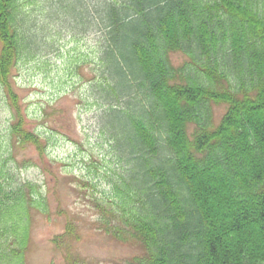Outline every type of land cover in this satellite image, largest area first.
<instances>
[{
	"label": "trees",
	"instance_id": "16d2710c",
	"mask_svg": "<svg viewBox=\"0 0 264 264\" xmlns=\"http://www.w3.org/2000/svg\"><path fill=\"white\" fill-rule=\"evenodd\" d=\"M20 1L0 0V80L16 109L13 138L44 155L11 84L29 45L18 27ZM102 7L107 51L124 67L108 72L107 93L144 98L114 108L128 119L126 144L111 131L131 167L111 179V194H90L91 225L142 250L125 264H264V0H104ZM175 52L189 60L176 67ZM129 58L139 75L125 68ZM118 80L130 90L116 93ZM213 104L228 105L219 123ZM8 163L0 154V264H30L35 215L51 216V205L38 183L15 180ZM81 227L69 217L53 243L66 264H97L77 249Z\"/></svg>",
	"mask_w": 264,
	"mask_h": 264
},
{
	"label": "rangeland",
	"instance_id": "374dc122",
	"mask_svg": "<svg viewBox=\"0 0 264 264\" xmlns=\"http://www.w3.org/2000/svg\"><path fill=\"white\" fill-rule=\"evenodd\" d=\"M103 1H20L22 20L18 27L29 45L12 70L11 84L28 128L41 136L46 148L41 155L35 145H22L13 138L16 109L0 80V154L9 160L15 180L38 183L51 205V216L35 215L30 264H66L53 240L65 232L69 217L82 223L77 249L97 264H125L142 252L91 225L96 214L90 194L94 190L104 196L111 194V179L131 167L111 131L114 128L121 136L120 143L126 144L128 119L114 108H125L128 99L136 96L144 98L136 93H107L108 84L114 83L108 72H122L124 67L114 61L112 51H107L111 42L101 34ZM1 48L0 40V52ZM121 50L124 52V47ZM171 59L180 67L189 57L175 52ZM125 68L139 75L131 58ZM123 82L118 80L116 93L130 90ZM227 109L226 104H213L216 123ZM80 180L92 186L84 187Z\"/></svg>",
	"mask_w": 264,
	"mask_h": 264
}]
</instances>
